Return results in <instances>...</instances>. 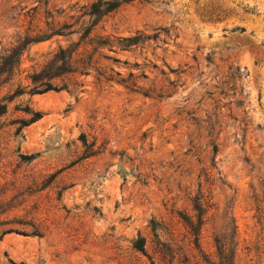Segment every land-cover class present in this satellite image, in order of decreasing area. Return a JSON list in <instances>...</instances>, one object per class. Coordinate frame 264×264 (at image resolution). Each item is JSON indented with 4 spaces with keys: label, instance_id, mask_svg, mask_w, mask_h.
Listing matches in <instances>:
<instances>
[{
    "label": "rangeland",
    "instance_id": "rangeland-1",
    "mask_svg": "<svg viewBox=\"0 0 264 264\" xmlns=\"http://www.w3.org/2000/svg\"><path fill=\"white\" fill-rule=\"evenodd\" d=\"M0 264H264V0H0Z\"/></svg>",
    "mask_w": 264,
    "mask_h": 264
},
{
    "label": "trees",
    "instance_id": "trees-1",
    "mask_svg": "<svg viewBox=\"0 0 264 264\" xmlns=\"http://www.w3.org/2000/svg\"><path fill=\"white\" fill-rule=\"evenodd\" d=\"M259 210V208H257V211ZM139 251H141L142 250V247H139V249H138ZM216 254L217 255H221V253H219V249H216ZM222 254H223V252H222ZM222 259H224V258H222Z\"/></svg>",
    "mask_w": 264,
    "mask_h": 264
}]
</instances>
